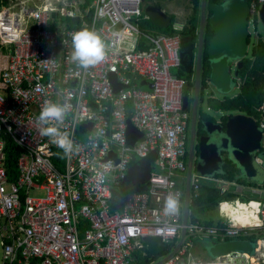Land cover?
I'll return each instance as SVG.
<instances>
[{
  "label": "built area",
  "instance_id": "obj_1",
  "mask_svg": "<svg viewBox=\"0 0 264 264\" xmlns=\"http://www.w3.org/2000/svg\"><path fill=\"white\" fill-rule=\"evenodd\" d=\"M9 1L0 8L1 264L154 262L143 239L169 244L181 227L188 112L186 82L172 73L181 63L179 34L143 32L141 0H93L80 11L64 0ZM257 4L250 5L249 23L264 0ZM52 14L77 17L79 26L53 31ZM84 29L105 47L103 60L89 67L71 58L73 34ZM48 102L66 107L63 121L52 123L68 134L71 151L41 134L50 126L39 119ZM127 119L142 133L131 146ZM258 127L264 134V120ZM2 137L20 150L13 180L4 168ZM151 153L145 190L127 193L112 209L132 163ZM198 180L192 174L190 202L200 196ZM169 194L178 198L172 215L164 212ZM228 212L216 227L188 220V240L251 242L246 237L255 236L251 253L197 260L187 242L161 264H264V201H234Z\"/></svg>",
  "mask_w": 264,
  "mask_h": 264
},
{
  "label": "water",
  "instance_id": "obj_2",
  "mask_svg": "<svg viewBox=\"0 0 264 264\" xmlns=\"http://www.w3.org/2000/svg\"><path fill=\"white\" fill-rule=\"evenodd\" d=\"M151 7L145 9V13ZM160 15H164L158 10ZM210 13V16H208ZM250 4L246 0H224L223 4L208 3L206 0H199L198 6V30L197 45L195 55V69L193 81V109L191 138L187 148L186 172L183 193V206L179 240L176 245L169 250V246L163 243L159 237H146L144 242L148 252L158 257L150 264H161L171 258L176 252H179L189 237L186 226L190 216V184L191 176L195 174L197 178H210L217 172L222 159L225 157L239 169V172L245 178H254L256 174L255 161L258 158L257 151L262 147L264 138L263 132L259 129L257 121L245 114L236 112L228 116L225 120L224 131L221 133L219 124H212L210 132L216 134L211 137H202L198 144V153L195 156L194 135L196 107L198 104L200 86L202 56L204 49V33L207 25L212 33L206 47V56L209 60V88H213L221 95H228L231 92L233 81L236 82L239 77V71L242 67L241 60L247 56L248 51V25H249ZM54 17L55 14H52ZM258 19L264 28V4L258 10ZM78 18L72 19L76 24ZM236 64L233 76L230 74V65ZM145 83L141 82L140 86ZM151 89V85H148ZM208 88V89H209ZM188 98L183 99L184 107L187 106ZM127 140L131 146L135 141L142 137V133L127 122ZM154 155L155 153H151ZM148 155L147 157H149ZM110 156L114 158V154ZM134 159V157H132ZM125 183L129 181V174L134 172L135 183H145L150 171L140 166L131 167ZM135 169V170H134ZM252 243L247 240H225L222 242H213L207 247V254L210 258L222 256L232 251H242L251 253ZM168 251V252H167ZM164 252H167L163 255Z\"/></svg>",
  "mask_w": 264,
  "mask_h": 264
},
{
  "label": "trees",
  "instance_id": "obj_3",
  "mask_svg": "<svg viewBox=\"0 0 264 264\" xmlns=\"http://www.w3.org/2000/svg\"><path fill=\"white\" fill-rule=\"evenodd\" d=\"M189 5V14L186 18L185 25L181 28V31L176 33L170 27L171 23L162 30L163 34L172 35L179 34L180 36V66L173 70V76L177 79L184 80L186 86L184 88V98H189L190 93L193 92V81H194V69H195V55H196V45H197V30H198V6L199 0H187ZM223 0H206L208 3L221 4ZM250 5L255 4L257 7V0H246ZM6 5L5 0H0V7ZM90 5L87 2L84 6ZM92 15V11L86 17V20H89ZM258 20L255 15L253 18L254 24ZM147 26L151 27L149 21L140 22V29L143 32H147ZM68 28H74L70 21H67ZM212 36V33L209 31V26L207 25L204 33V49L202 56V70H201V86L199 99L200 103H204L205 93L208 91L209 83V74L210 66L209 60L206 56V47L208 45L209 39ZM249 44V38H248ZM242 67L239 71V80L241 85L239 87V93H237L233 98H225L224 100L218 101L214 99L206 100L207 109L214 112H239L245 114L249 117L254 118L259 125L262 120H264V43L262 41H257L252 45L250 51V57H245L241 60ZM192 95V94H191ZM130 112L127 114L129 118ZM127 122L129 120L127 119ZM87 128V125H86ZM4 140V168L10 180L15 179V159L20 153V150L17 146L8 137H2ZM60 153V152H59ZM264 155V144L257 152ZM154 164V155L143 158L138 162H133V166H140L146 168L147 170L151 169ZM212 179L232 183L239 187H251L258 188L254 183H249L244 176L239 172V169L232 163L231 160L223 158L219 170L212 175ZM145 183H132L129 182L123 183L114 193V198L112 201V208L117 209L124 200V196L129 192H141L145 190ZM220 188L216 185H200V196L196 200H192L190 203V221L193 223H198L196 215L203 210H209L218 205L222 200L229 201L235 197H239L234 193H222L219 194ZM251 200V199H249ZM248 199L243 200L244 202L249 201ZM253 200V199H252ZM202 227L209 228L212 226V223L204 222ZM218 226V225H217ZM246 239L251 242H255V236H248ZM176 241V240H175ZM217 242V240H215ZM169 247V250L172 249ZM168 252V251H167ZM167 252H164L165 255ZM159 257V256H158ZM155 257V260L158 259ZM138 264H145V260L139 261Z\"/></svg>",
  "mask_w": 264,
  "mask_h": 264
},
{
  "label": "rangeland",
  "instance_id": "obj_4",
  "mask_svg": "<svg viewBox=\"0 0 264 264\" xmlns=\"http://www.w3.org/2000/svg\"><path fill=\"white\" fill-rule=\"evenodd\" d=\"M162 5V11L171 17H173V22L171 25V28L174 30V32L178 33L181 31V28L185 25L186 18L189 14V5L187 0H163L161 2ZM143 8V7H142ZM174 15V16H173ZM145 21L144 18H142L141 22ZM147 21V20H146ZM147 31L152 34H163L162 30L158 28H151L149 26L146 27ZM248 32H249V44H248V51L247 56L250 57V51L253 44H255L257 41H262L264 43V28L262 24L260 23L259 19L256 21L255 24L249 23L248 25ZM234 72V68L232 70V73ZM241 85V81L235 82V84L231 87V92L228 95H221L217 91H215L213 88H209V90L205 93L204 97V103L202 104V110L210 115L214 119H219L222 116H226L227 114L225 112H214V111H208L206 106V100L208 99H214V100H224V98H233L237 93H239V87ZM147 87H145L146 89ZM192 93H190L191 96ZM192 97V96H191ZM232 115L233 113H228V115ZM264 143V138L262 141V145ZM186 147H188V140ZM181 178H184L185 180V174L182 173ZM199 184L204 185H216V181L211 178H199ZM222 188H220L221 190ZM219 190V191H220ZM30 196H32V193H29ZM219 214L218 209L211 208L209 210H203L202 212L197 213L196 219L198 223L203 224L204 222L214 221L217 218V215ZM179 240V236L176 239V241L171 242L168 244V246L172 247L173 245H176V243ZM188 245H190L189 252L193 259L197 260H203V261H209L212 258H210L206 252L207 247L215 242V239L211 237H200V236H193V238H189L187 241ZM160 257V256H159ZM158 257V258H159ZM0 259H1V245H0ZM1 264V262H0Z\"/></svg>",
  "mask_w": 264,
  "mask_h": 264
},
{
  "label": "clouds",
  "instance_id": "obj_5",
  "mask_svg": "<svg viewBox=\"0 0 264 264\" xmlns=\"http://www.w3.org/2000/svg\"><path fill=\"white\" fill-rule=\"evenodd\" d=\"M72 60L79 63L82 67H89L103 60L105 56V47L101 38L90 30L84 29L73 34ZM66 113V107L48 102L42 108L40 121L50 126L41 130V134L52 139L58 147L65 151H71L72 141L66 132H61L55 123L62 122ZM178 210V198L169 194L164 203V212L166 214H175Z\"/></svg>",
  "mask_w": 264,
  "mask_h": 264
},
{
  "label": "crops",
  "instance_id": "obj_6",
  "mask_svg": "<svg viewBox=\"0 0 264 264\" xmlns=\"http://www.w3.org/2000/svg\"><path fill=\"white\" fill-rule=\"evenodd\" d=\"M5 1H6V5L1 6V7H5L8 4H10V1L9 0H5ZM14 1H19V0H14ZM92 1L93 0H64V2L67 3L68 7H70L71 9H74L75 11L84 10L87 7V6H84V5L87 2L91 3ZM58 5H61V3H59ZM142 15H143L145 21L147 20V21L150 22L151 28H154L155 27V28H158L160 30H163L170 23L172 25V22H173V19L170 16V19H169V22L168 23L161 24V25H157L156 23H152L146 17V14L145 13L142 12ZM53 20H54V22H53L52 27H51L53 31H56V30H59V29H62V28H68L67 27V21H70L74 28H77L79 26V18H78V22L76 24H73L72 23V19L66 18V17H59V16H57L55 14V16L53 17ZM171 25H170V27H171ZM1 63H3V62L0 61V67H1ZM257 156H258V158L255 161L256 162L255 163L256 174H255L254 178H249V179L246 178V179H247V181L249 183H254L255 185H257L258 188H251V187H242L241 188V187L236 186V185H234L232 183H225V182H220V181L215 180L216 181V187L222 188L224 190V193H228V192L229 193H234V194H236L239 197H235V198H233L232 200H229V201H223L222 200L220 203H218L217 206H215L218 209L219 214L217 215V218L214 221H210L212 223V226L211 227H216L226 216L229 215V212L228 211H230L231 204L234 201H237V202H240V203H244L243 200H245V199H248V200L249 199H251V200L253 199L255 201H264V155L262 153H259V154L257 153ZM141 168H143V167H141ZM130 170H132V168ZM210 178L212 179V176H210ZM244 178H245V176H244ZM128 182L130 184L135 183V180H134V172L129 174V181ZM120 206L121 205H119L118 208H120ZM215 207H213V208H215ZM189 221H190V216H189ZM196 224H198V223H196ZM200 237H202V236H200ZM191 238H193V237H190V239ZM187 240H186L185 244L187 243Z\"/></svg>",
  "mask_w": 264,
  "mask_h": 264
},
{
  "label": "flooded vegetation",
  "instance_id": "obj_7",
  "mask_svg": "<svg viewBox=\"0 0 264 264\" xmlns=\"http://www.w3.org/2000/svg\"><path fill=\"white\" fill-rule=\"evenodd\" d=\"M162 1L163 0H141L142 12L145 13V9L148 6H150L151 8L149 9V11L145 13L146 17L152 23H156L157 25L166 24L169 22V19H170V15H168L162 11V5H161ZM170 1H172V0H170ZM223 1L221 4H223ZM221 4H217V5H221ZM158 10H160L161 13H163L164 15H160ZM208 16H210V13H208ZM172 19H173V17H172ZM235 67H236V64L232 63L230 65L229 71H230L231 77L233 76L232 70H233V68L235 69ZM237 81H240L239 78H237L236 82ZM232 83L235 84L234 81ZM185 109L188 112L187 140H188V144H189V141L191 138V125H192V116H193V114H192V109H193L192 97L188 98L187 106L185 107ZM196 110H197V112H196V118H195V135H194L195 156L198 153V144H199L200 139L202 137H211L212 135L216 134L215 131H213V132L209 131V128H213V127H212V124H208V123L211 122L213 124H219V126L221 127V133H222L224 131L225 120L228 116L231 115V114L228 115V113H233V114L236 113V112H225L227 114L226 116H222L219 119H214L202 110V104L200 103V99H198V104H197ZM207 110L210 111L209 109H207Z\"/></svg>",
  "mask_w": 264,
  "mask_h": 264
}]
</instances>
